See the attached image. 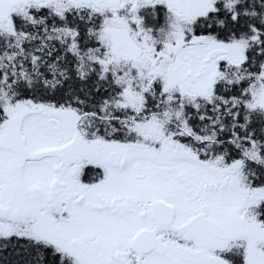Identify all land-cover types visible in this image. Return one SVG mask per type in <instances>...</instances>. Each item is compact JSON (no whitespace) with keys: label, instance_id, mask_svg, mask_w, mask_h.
Returning a JSON list of instances; mask_svg holds the SVG:
<instances>
[{"label":"snow or ice","instance_id":"obj_1","mask_svg":"<svg viewBox=\"0 0 264 264\" xmlns=\"http://www.w3.org/2000/svg\"><path fill=\"white\" fill-rule=\"evenodd\" d=\"M0 264H264V0H0Z\"/></svg>","mask_w":264,"mask_h":264}]
</instances>
